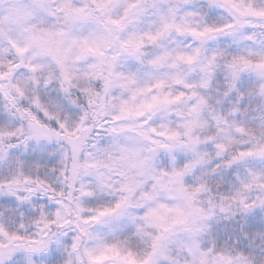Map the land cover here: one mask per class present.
I'll list each match as a JSON object with an SVG mask.
<instances>
[{
	"label": "snow or ice",
	"instance_id": "obj_1",
	"mask_svg": "<svg viewBox=\"0 0 264 264\" xmlns=\"http://www.w3.org/2000/svg\"><path fill=\"white\" fill-rule=\"evenodd\" d=\"M0 264H264V0H0Z\"/></svg>",
	"mask_w": 264,
	"mask_h": 264
}]
</instances>
